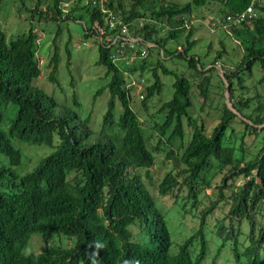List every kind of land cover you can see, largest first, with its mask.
I'll use <instances>...</instances> for the list:
<instances>
[{
  "label": "trees",
  "instance_id": "16d2710c",
  "mask_svg": "<svg viewBox=\"0 0 264 264\" xmlns=\"http://www.w3.org/2000/svg\"><path fill=\"white\" fill-rule=\"evenodd\" d=\"M61 1L38 0L33 10L34 23L58 24L54 42L60 23L70 20L84 23L85 38L95 35L96 22L109 29L99 7L82 0L65 13ZM251 1L111 0L107 7L115 19L128 23L136 36L154 47H145V57L139 48L132 62L115 64L114 50L96 37L97 64L105 67L108 78L96 98L106 89L110 93L102 137H93L91 116L79 115L82 104L76 95L72 106L58 113L56 99L34 85L41 75L37 28L32 26L10 42L0 28V264H203L213 237L221 242L215 258L230 248L236 264H264V104L258 90L246 96L251 90L245 85L256 65L264 72V0L257 19L228 31L237 42L234 50L240 46L243 55L233 69L223 68L225 76L218 78L213 96L222 97V89H228L234 111L223 102L211 130L200 110L215 101L211 79L226 46L220 41L218 55L203 62L200 54H189L200 42L197 29L184 26L199 9L216 6L213 12L225 18L243 12ZM183 35V49L168 47ZM154 52L158 56L151 61ZM175 58L186 60L190 78L165 66L164 60ZM58 63L55 47L48 65L52 81H57ZM160 70L164 76H175L173 96L164 102L158 99L157 119L152 117L147 132L131 105L135 87L130 77L140 74L144 80L148 73L141 100L147 109V103L163 92ZM258 84L264 87V75ZM195 89L202 99L198 115L193 112ZM117 102L120 129L110 135ZM8 104L16 117L3 128ZM238 114L250 122L240 121L245 125L242 132L233 127ZM15 140L44 145L52 152L29 168V160L24 161L27 150L17 148ZM158 155L163 156L164 171L155 181L151 169ZM150 186L172 201L167 211L178 210L172 221L194 226L188 237L172 236L168 212L159 208ZM218 211L222 215L211 225ZM35 235L47 242L65 237L70 243L55 242L25 257L22 250ZM39 237L32 241L37 249Z\"/></svg>",
  "mask_w": 264,
  "mask_h": 264
},
{
  "label": "rangeland",
  "instance_id": "374dc122",
  "mask_svg": "<svg viewBox=\"0 0 264 264\" xmlns=\"http://www.w3.org/2000/svg\"><path fill=\"white\" fill-rule=\"evenodd\" d=\"M37 1L38 0H0V28L4 31L8 42H10L11 39L18 34L28 32L32 26H35L37 28V33L40 34L41 38V44L38 54V58L41 62V75L35 80L34 85L56 99V101L60 105L58 113H61L65 107H71L73 104V96L76 95L78 100L82 104L81 109L77 110L79 115L83 119L91 116L89 128L94 133L93 137H102L103 116L105 111L107 110L110 93L106 89L103 93L100 94L99 97L96 98L99 90L105 87L106 83L108 82L105 67L97 64V61L99 59L98 45L96 43L97 36L92 35L88 38H85L84 23L80 21L70 20L60 23V36L58 40L54 42V36L58 29L57 23L47 24L43 22H33V10L36 7ZM184 1L187 2L190 0H181V2ZM216 9V6L199 9L192 16L191 23L197 29L195 38L200 42L192 51L189 52V54H200V58L203 62L210 63L221 50L220 41H224L227 51L223 56V59L220 60L219 63H217V66L215 68L216 71H214L212 74V85L210 86L212 98H214L213 95L216 91L215 85L218 81V78L225 76L224 69H233L235 63L240 61L243 55L240 46H238V50H234L237 49V42L235 39L229 38L228 31L220 28L212 33L209 30L207 25V18L210 14H218L214 13ZM162 33L163 35H165L166 31L162 30ZM184 40L185 35L181 36L178 40L170 41L168 47H173V49H183L182 44H184ZM55 47L58 48L59 63L56 74L57 81H52L49 78L51 69L48 68V65L54 53ZM155 56L158 55L155 52L152 53L151 61H155ZM163 62L169 69H176V72L178 74H186L187 77H191L190 75L192 71L189 70L186 60L175 58L173 61L172 59H166ZM259 67V65L255 66L254 75L252 76L251 80H247V82L245 83L248 89L251 90L250 93L246 94V96L256 94L258 90L263 95L261 98V102L264 104V87H259L258 84V81L260 78H262L264 72L261 71ZM159 73L164 84V89L161 96H155L151 99L150 102L147 103V109L143 107L141 100L142 92L144 91L146 85V83L144 84V80L145 82H147V78L149 77L148 73L142 77L144 78V80L141 79L140 74H135L130 77L131 85L135 87V89H133L131 92V105L132 108L139 114L140 120L143 122V125L147 132H150V127H152L154 122L152 117L155 115L159 108L158 99L164 102L170 100L173 96L172 84L175 81V76H164L161 70L159 71ZM224 82H227L225 78ZM193 92L195 104V109L193 112L195 115H198V110L199 107L201 108L202 99L201 96H199L198 90L195 89ZM222 92V97L215 95V101L212 106L206 108L205 111L200 110V113H202L204 120L209 126V130H211L212 127H214L215 124L219 121L221 111L217 108L221 107V104L223 102H226L229 108L234 111L233 104L230 100L229 90L224 88L222 89ZM236 96L237 99H239L240 93L237 92ZM215 105L217 107H215ZM115 112V127L112 130L108 131V134L110 135L119 133L120 126L118 124V120L121 113V105L119 102H117ZM4 113L6 122L2 124L1 127L7 128L10 119L16 117V110L13 109L12 104H8L4 110ZM244 113L249 115L251 113V110L246 109ZM238 115L239 120H235L233 127L236 129V132H242L245 128V125L240 121L244 120V122H250L248 119H243L240 114ZM154 119H157L156 116H154ZM14 145L17 148H22V146L26 148L27 151L24 154V161L26 163V160H29V162L27 163L29 168L35 167V164L39 159H41L44 155L52 152V149L47 146H30L27 144L22 145V143L17 140L14 141ZM161 159H163V156L158 155L156 165L151 169V174L154 177L155 181H157L162 176L161 173L164 171ZM150 188L157 198L156 202L159 208L163 209L165 213L168 212V217L170 218L169 227L172 232V236L177 240H181L183 234L188 237L189 231L191 232L194 226L190 223H187L188 226H185L186 222L182 221V225L179 224L180 221H172V215H176L178 210L172 209L171 212L167 211L171 209L170 204H172V201H169V199L167 198H162L158 194V192H155L153 187L150 186ZM166 201H168L169 203ZM220 215L222 214L220 213V211H218L212 216V219L210 220L211 225L215 223L216 218ZM173 217L177 218L176 216ZM208 236H210L211 239L213 237L211 232H208ZM38 237V235H35L32 238V241ZM39 239L42 240V243L38 249L32 241L28 245V247H31L33 249V252H42L43 248H45L47 245H53L55 242H60V244H63L64 246L70 243V240L65 237H62V241H59L60 238L56 236L52 237L48 242L41 236L39 237ZM220 246V240H216V238L213 237V242L210 244L207 259L203 264H236L230 248H225L222 253L217 258H215L218 255L217 252ZM226 257L228 258V261Z\"/></svg>",
  "mask_w": 264,
  "mask_h": 264
},
{
  "label": "built area",
  "instance_id": "2783aa9c",
  "mask_svg": "<svg viewBox=\"0 0 264 264\" xmlns=\"http://www.w3.org/2000/svg\"><path fill=\"white\" fill-rule=\"evenodd\" d=\"M79 1L82 0H62L60 8L67 13L68 9ZM110 1L111 0L85 1L86 4H92L94 7H99L101 12L106 15V24L109 25V29H106V27L101 26L96 22L92 29L94 30L95 35L100 42L114 50L112 60L115 64L120 61L125 63L132 62L135 59V55L139 48L141 49V56L145 57L147 55L145 47H153L154 44L147 42L140 36H136L134 32H132L128 23L117 21L113 12L108 10L107 5ZM262 3L263 0H252L246 10L237 14H229L225 16V18L220 15L210 14L207 18L208 28L212 33L220 28L229 31L230 28H238L245 23L252 22L258 18V6ZM191 24V22L186 20L184 26L189 28ZM140 26H144L143 22H141ZM106 33H108L107 36L105 35Z\"/></svg>",
  "mask_w": 264,
  "mask_h": 264
},
{
  "label": "clouds",
  "instance_id": "9594fccd",
  "mask_svg": "<svg viewBox=\"0 0 264 264\" xmlns=\"http://www.w3.org/2000/svg\"><path fill=\"white\" fill-rule=\"evenodd\" d=\"M33 254V249L31 247L26 246L23 250H22V255H24L25 257H28L30 255Z\"/></svg>",
  "mask_w": 264,
  "mask_h": 264
},
{
  "label": "crops",
  "instance_id": "0c3cea01",
  "mask_svg": "<svg viewBox=\"0 0 264 264\" xmlns=\"http://www.w3.org/2000/svg\"><path fill=\"white\" fill-rule=\"evenodd\" d=\"M37 31V30H36Z\"/></svg>",
  "mask_w": 264,
  "mask_h": 264
}]
</instances>
